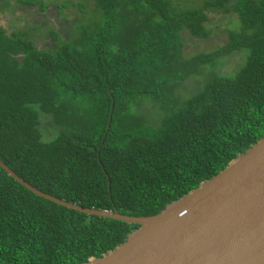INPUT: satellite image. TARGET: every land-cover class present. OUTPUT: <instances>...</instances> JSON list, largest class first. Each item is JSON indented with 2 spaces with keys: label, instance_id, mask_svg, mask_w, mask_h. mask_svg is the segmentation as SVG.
Wrapping results in <instances>:
<instances>
[{
  "label": "trees",
  "instance_id": "16d2710c",
  "mask_svg": "<svg viewBox=\"0 0 264 264\" xmlns=\"http://www.w3.org/2000/svg\"><path fill=\"white\" fill-rule=\"evenodd\" d=\"M93 1L99 22L75 30V39L49 32L52 48L0 27V161L59 200L153 216L264 135V0H204L196 8ZM213 9L233 13L239 27L225 45L185 57V34L208 38ZM236 53H243L236 72H213ZM204 67L211 71L193 92L173 94ZM144 103L164 114L156 125L137 116ZM42 120L52 126L50 141ZM137 227L40 198L0 168V264H83Z\"/></svg>",
  "mask_w": 264,
  "mask_h": 264
},
{
  "label": "water",
  "instance_id": "95a60500",
  "mask_svg": "<svg viewBox=\"0 0 264 264\" xmlns=\"http://www.w3.org/2000/svg\"><path fill=\"white\" fill-rule=\"evenodd\" d=\"M0 168L40 198L138 226L113 250L83 264H264V135L215 176L147 217L77 206L39 191L1 161Z\"/></svg>",
  "mask_w": 264,
  "mask_h": 264
},
{
  "label": "rangeland",
  "instance_id": "374dc122",
  "mask_svg": "<svg viewBox=\"0 0 264 264\" xmlns=\"http://www.w3.org/2000/svg\"><path fill=\"white\" fill-rule=\"evenodd\" d=\"M29 4H20L16 0H8L7 5L0 2V27H4L8 33L17 31L25 33L28 38L36 43L39 48H52L53 40L48 37L49 32H56L62 40L69 36L75 39L78 33L74 32L84 26L91 27L100 20L99 10L93 0H28ZM37 1L47 5L46 10L39 11ZM32 2H35L32 4ZM174 4L182 8H196L202 6L204 0H173ZM207 13L206 23L210 35L206 39L192 38L185 34L184 56H191L213 51L227 42L229 30L239 27L237 17L233 13H224L211 10ZM50 35V34H49ZM243 60V53H236L219 59L213 68V72L222 75H230L237 71ZM198 79L190 77L180 85H177L173 94L176 97H186L193 92L198 84L202 83L203 75H207L204 67ZM235 71V72H236ZM164 115L156 105L144 103L137 109V116L142 117L147 124L156 125L160 117ZM42 118V116H41ZM52 126L46 120H42L41 133L45 141H50Z\"/></svg>",
  "mask_w": 264,
  "mask_h": 264
}]
</instances>
